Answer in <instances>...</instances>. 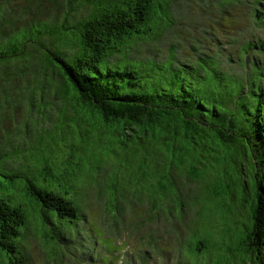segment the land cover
Instances as JSON below:
<instances>
[{"label": "rangeland", "instance_id": "374dc122", "mask_svg": "<svg viewBox=\"0 0 264 264\" xmlns=\"http://www.w3.org/2000/svg\"><path fill=\"white\" fill-rule=\"evenodd\" d=\"M39 1L55 5L58 18L51 14L23 26L28 17L44 10ZM77 1L2 0L0 4V37L13 42L25 39L29 44L21 83L16 81L21 68L0 69V198L21 208L27 217L24 236L17 238L20 249L25 251V232L31 224L33 264H220L219 223L204 191L200 197L194 192L201 188L196 179L217 176L204 154V148L211 147L212 155L225 160V165H218V175L229 183L220 191L235 194L223 197H233L237 205L251 210L255 206L264 145L257 142L256 116L246 121L243 117L259 105L264 108V44L248 42L240 47L237 77L223 69L220 52L207 49L201 39L205 30L225 35L228 10L235 0H208L205 5L202 0L177 1L175 21L182 23V35L199 54L193 55L186 46V60L165 63L167 72L158 68L145 78L151 88L144 91L153 98L151 104L185 106L188 115L180 117L197 120L203 135L212 134L215 140L203 138V147L194 149L182 139L167 149L159 142L160 130L154 127L145 135L139 126H129L126 116L107 119L97 103L78 100L73 83L57 81L58 62L52 60V66L45 56L56 51L64 57L54 41L66 45L68 30L79 23L78 6L92 9L89 17L115 0ZM260 1L263 7L264 0ZM167 3L154 0L158 15ZM211 11L221 27L209 17ZM11 19L16 20L10 24ZM137 39L131 55L138 57L137 50L146 52L150 41L145 36ZM158 45L168 49L165 42ZM31 49L37 53H30ZM33 62L38 65L29 66ZM43 85L49 93L46 99L40 95ZM203 104L210 107L206 116L192 117ZM54 110L60 114L57 122L48 114ZM232 134L237 137H224ZM51 184L59 185L61 192L65 190L61 185L68 188L80 210L77 216L62 217L29 193L32 185ZM241 219L253 222L249 216ZM198 221L200 232H195ZM229 241L228 251L239 246V238ZM15 255L0 245V264H10ZM230 256L232 262L241 261Z\"/></svg>", "mask_w": 264, "mask_h": 264}, {"label": "trees", "instance_id": "16d2710c", "mask_svg": "<svg viewBox=\"0 0 264 264\" xmlns=\"http://www.w3.org/2000/svg\"><path fill=\"white\" fill-rule=\"evenodd\" d=\"M177 1L179 0H168L167 3V0H160L161 5L167 3L162 8L161 16L155 9L154 0H115L113 5L89 17L87 16L93 10L79 5L76 11L79 23L72 25L68 30L70 36L66 40L67 46L58 39L54 41V48L58 50L61 47L64 57L57 55L56 51H51L49 57L47 55L45 58L50 61V65L52 60L58 62L57 81L59 79L61 82L73 83L78 91V100L89 104L97 103L107 119L126 116L128 125L139 126L145 135L151 133L155 127L154 130H160L162 133L159 142L167 149L182 139L188 141L194 149H201L203 138L210 140L212 137L215 140V137L212 134L203 135L197 120L180 117L181 113L188 115L185 106L151 104L153 98L144 91L145 88L148 90L151 88L145 78L151 77L158 68L167 72L168 67L165 63H183L186 60V46L193 55L199 54L196 48L189 46L186 37L182 35V23L175 21L174 9ZM207 1L202 0V4L205 5ZM184 2L185 0H181V3ZM39 3L44 10L28 17L23 26L34 21L46 20L51 14L52 19L58 18L56 10L52 8L55 5L50 1L47 5L42 1ZM262 3L260 0H235L233 7L228 10L230 18L225 22V35L222 36L218 30L215 33L205 30L201 34L203 45L209 50L219 51L222 55L223 69L229 70L237 77L241 75L238 59L240 47L248 42L261 41L264 44V6L259 7ZM74 4L72 2L68 7ZM221 9L224 10V7ZM208 15L221 27L213 11ZM16 19L8 22L11 24ZM2 22L5 26V21ZM54 24L55 22L52 25ZM165 29L167 31H164ZM3 33L6 34L8 31ZM143 36L150 41L148 50L146 52L137 50L138 57L131 55L138 46L137 38ZM171 36L172 40H168L167 38ZM159 42L167 43L168 49L170 47L171 50L167 53L168 49L160 48ZM25 45H29L25 39L13 42L9 41L7 36L0 37V69L24 67ZM30 53L36 54L37 50L31 49ZM137 59L141 60L140 64L136 63ZM37 65L36 62L29 64ZM25 68H21L22 72L16 75L17 83L22 82ZM40 95L44 99L49 96L46 85H43ZM198 108L201 110L200 113L194 112L191 115L203 119L210 107L203 104ZM48 114L54 122L60 118L56 110ZM252 116H256L255 120L260 124L257 128V142L264 145V108L259 105L255 112L251 115L246 114L243 120L246 121ZM229 122L232 127L236 126L233 119ZM164 125L169 127L170 131ZM82 132L87 138L88 132L83 129ZM224 137L232 140L237 135ZM204 154L209 157V164L213 166L217 176L213 178L199 176L196 181L200 183L201 188L194 192L200 197L204 191L209 201L208 207L213 206V217L219 223L218 245L220 250H223L219 259L220 264H264V162L258 163L257 174L260 181L257 185L256 203L251 210L248 206L237 205L233 197H223L235 196L234 192L220 191L229 183L228 178L218 175L221 170L218 165L219 163L225 165V160L217 153L212 155L211 147L204 148ZM262 160L264 161V158ZM58 186L51 184L45 188H38L32 185L29 187V193L40 199L46 209L58 211L62 217L77 216L79 207L72 199L71 192L65 185H61L65 188L64 192H61ZM211 187L214 189L211 190ZM244 215L249 216L252 224L241 219ZM149 220L156 221L154 218ZM200 224L201 221L194 224L195 232H200ZM23 225L28 224L21 208L0 198V245L9 252L17 253L10 258V264H33L29 251L31 224L25 232V251L20 249L17 241L19 236H24ZM234 237L239 238L240 243L236 249L229 252V240ZM231 253L238 256L241 261L232 262Z\"/></svg>", "mask_w": 264, "mask_h": 264}, {"label": "clouds", "instance_id": "9594fccd", "mask_svg": "<svg viewBox=\"0 0 264 264\" xmlns=\"http://www.w3.org/2000/svg\"><path fill=\"white\" fill-rule=\"evenodd\" d=\"M259 181H260V179H258V181H257V185L259 184Z\"/></svg>", "mask_w": 264, "mask_h": 264}]
</instances>
